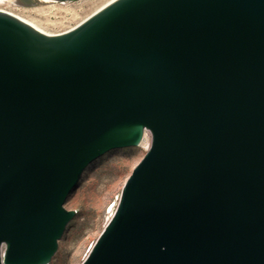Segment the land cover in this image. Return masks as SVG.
I'll return each instance as SVG.
<instances>
[{
  "label": "water",
  "instance_id": "water-1",
  "mask_svg": "<svg viewBox=\"0 0 264 264\" xmlns=\"http://www.w3.org/2000/svg\"><path fill=\"white\" fill-rule=\"evenodd\" d=\"M145 132L80 264H264V0H113L56 34L0 11V264H48L85 169Z\"/></svg>",
  "mask_w": 264,
  "mask_h": 264
},
{
  "label": "rangeland",
  "instance_id": "rangeland-1",
  "mask_svg": "<svg viewBox=\"0 0 264 264\" xmlns=\"http://www.w3.org/2000/svg\"><path fill=\"white\" fill-rule=\"evenodd\" d=\"M109 0L42 1L23 6L13 1L0 3V9L30 21L48 34L71 29ZM45 2V3H43ZM150 144L145 132L142 143L106 152L83 172L64 206L76 213L58 242L48 264H80L118 203L123 184Z\"/></svg>",
  "mask_w": 264,
  "mask_h": 264
},
{
  "label": "bare ground",
  "instance_id": "bare-ground-1",
  "mask_svg": "<svg viewBox=\"0 0 264 264\" xmlns=\"http://www.w3.org/2000/svg\"><path fill=\"white\" fill-rule=\"evenodd\" d=\"M4 1H10V0H0V3L4 2ZM11 1H14V0H11ZM42 1H47V0H42ZM111 1H113V0H109V1L106 2L104 5H102L100 8H102V7L105 6L106 4L110 3ZM43 3H45V2H43ZM100 8H99V9H100ZM99 9H98V10H99ZM0 11H3V12H6V13H9V12H7V11H4L3 9H0ZM96 11H97V10H96ZM96 11H95V12H96ZM9 14H11V15L17 17L18 19L24 21L25 23L31 25V26L34 27L35 29H37V30H39V31H41V32H44L43 30H41L40 28H38L35 24H33L32 22L27 21V20H24V19L20 18L19 16L15 15V14H12V13H9ZM44 33H46V32H44ZM46 34H48V33H46ZM144 134H145V133H144ZM148 134H149V133H148ZM149 136H150V135H149ZM141 143H142V142H141ZM141 143H140V144H141Z\"/></svg>",
  "mask_w": 264,
  "mask_h": 264
}]
</instances>
